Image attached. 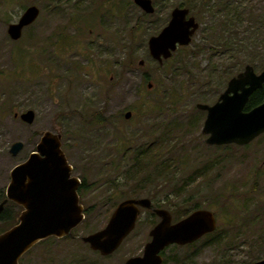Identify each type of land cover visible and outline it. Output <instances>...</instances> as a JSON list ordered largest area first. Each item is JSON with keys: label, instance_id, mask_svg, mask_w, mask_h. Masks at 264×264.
Returning <instances> with one entry per match:
<instances>
[{"label": "rangeland", "instance_id": "374dc122", "mask_svg": "<svg viewBox=\"0 0 264 264\" xmlns=\"http://www.w3.org/2000/svg\"><path fill=\"white\" fill-rule=\"evenodd\" d=\"M155 1L158 11L145 18L133 0H0L6 182L51 130L62 134L74 172L85 176L98 201L75 237L40 243L20 264H125L150 240L159 219L151 211L142 209L110 255L81 237L105 227L129 197L152 198L174 222L196 205L216 213L214 233L200 244L168 248L163 264H249L264 257V134L243 146L210 145L202 133L206 112L197 108L217 100L229 69H264V0ZM181 3L194 6L200 27L160 64L149 54V37ZM30 5L40 14L14 40L8 26ZM28 109L36 113L32 124L15 116ZM17 140L25 147L13 157L9 148ZM14 215L6 229L17 222Z\"/></svg>", "mask_w": 264, "mask_h": 264}, {"label": "water", "instance_id": "95a60500", "mask_svg": "<svg viewBox=\"0 0 264 264\" xmlns=\"http://www.w3.org/2000/svg\"><path fill=\"white\" fill-rule=\"evenodd\" d=\"M134 1L147 12L154 11L152 0ZM189 12L188 8H176L169 24L149 39L154 58L162 61V55L169 57L177 43L187 45L191 42L199 24L194 16L187 19ZM39 14L37 5L28 6L17 22L9 24V36L20 39L24 28L35 22ZM262 86L264 71L257 74L253 66L248 65L245 71L229 81L218 101L197 104L199 109L207 111L202 128V133L207 135L206 143L245 145L264 133V102L245 110L249 96ZM35 115V111L29 109L21 114V118L31 124ZM131 115L132 111H127L125 117ZM23 146L24 142L17 140L10 151L16 155ZM72 171L62 149V134L44 131L36 150L11 171L5 202L16 201L24 206V210L19 222L0 234V264H20L22 256L37 243L52 236L72 235L73 229L84 220V209L77 192L80 180L72 176ZM152 207L151 199L146 197L125 199L114 209L105 227L83 236L82 240L101 255H110L135 229L141 208ZM153 210L161 220L151 229V240L142 255L128 258L125 264H161V252L167 246L192 243L217 228L215 213L206 208L196 209L175 222L168 209ZM253 264H264V259Z\"/></svg>", "mask_w": 264, "mask_h": 264}, {"label": "flooded vegetation", "instance_id": "af4514ba", "mask_svg": "<svg viewBox=\"0 0 264 264\" xmlns=\"http://www.w3.org/2000/svg\"><path fill=\"white\" fill-rule=\"evenodd\" d=\"M112 1H114V0H111V2ZM133 2H134V4L136 5V6H138L140 9H141V15L143 16V17H149V16H152V15H154L157 11H158V8H157V5H156V1L155 0H152V4H153V6H154V11L153 12H147L146 10H144L139 4H137L134 0H133ZM176 8H188L189 10H190V12H189V14L187 15V19L188 18H190L191 16H194L195 17V20H196V22H198V24H199V26H198V28H197V30L195 31V33L193 34V36H192V39H193V37H194V35L196 34V32L198 31V29H199V27H200V22H199V20H198V15H197V13H192V11L194 12V6L193 5H191V3L189 4V3H186V4H179V5H176V6H174L173 8H172V10L170 11V17H169V19L167 20V22L162 26V28L156 33V34H154V35H158L168 24H169V22L171 21V19H172V16H173V11L176 9ZM116 11V10H115ZM153 36V35H152ZM152 36H150L149 37V39L152 37ZM191 42H192V40H191ZM190 42V43H191ZM189 43V44H190ZM189 44H187V45H189ZM187 45H183V44H180V43H177V46H176V49L175 50H172V53H171V55L169 56V57H164V55H162V61H159L158 59H156V58H154L153 57V55L151 54V51H150V47H149V40H148V50H149V54H150V56L154 59V60H156V61H158L160 64H163L165 61H167V60H169L170 58H172V56L174 55V53H176L178 50H180L181 48H184V47H186ZM140 61H144V60H140ZM141 64V63H140ZM144 64V63H143ZM143 64H141V65H143ZM248 65H252V64H245L244 65V67L243 68H239V69H237V70H231V69H229V72H228V74L231 76L230 78H229V80H228V82H227V86H226V88L224 89V91L227 89V87H228V84H229V81L233 78V77H235V76H237L238 74H240L241 72H243V71H245V69H246V67L248 66ZM253 66V68H254V71L257 73V74H260V73H262L263 71H264V69L263 70H261V71H258L256 68H255V66L254 65H252ZM264 88V86H262V87H260V88H258L257 90H255L250 96H249V99H248V101H247V104H246V106H245V110H251L252 108H254V107H256L257 105H259V104H261L262 102H264V100L262 101V100H260V99H255V96L257 95V91L259 90V89H263ZM223 91V92H224ZM222 92V93H223ZM221 93V94H222ZM220 94V95H221ZM220 95H219V97H220ZM219 97L217 98V100L216 101H218V99H219ZM255 99V100H254ZM215 101V102H216ZM215 102H213V103H211V104H214ZM198 104V103H197ZM206 104H210V103H206ZM0 105H2V104H0ZM198 108V107H197ZM29 110V109H28ZM202 110V109H201ZM3 108L1 109V107H0V137H1V135H2V131H1V129L3 128H1V125H2V115H3ZM203 111H205L206 112V116H207V111L206 110H203ZM24 112H26V111H24ZM24 112H22V113H24ZM22 113H18V112H15V116L16 117H20L21 118V114ZM22 119V118H21ZM35 119H36V115H35ZM206 119V118H205ZM24 121V120H23ZM35 121V120H34ZM205 122V121H204ZM34 123V122H33ZM32 124V123H31ZM56 133V132H55ZM264 134V133H263ZM263 134H261V135H263ZM260 135V136H261ZM42 136V135H41ZM259 137V136H258ZM257 137V138H258ZM41 138V137H40ZM63 138V137H62ZM255 140V139H254ZM253 140V141H254ZM40 141V140H39ZM14 143V142H13ZM12 143V144H13ZM38 143L39 142H37V144H36V147H35V149L33 150V151H35L36 150V148H37V145H38ZM251 143V142H250ZM12 144H11V146H10V148H9V152L11 153V147H12ZM249 144V143H248ZM245 145H247V144H245ZM243 146V145H242ZM24 147H25V143H24V146L22 147V149L16 154V155H14V154H12L11 153V155L13 156V157H17V156H19V154L23 151V149H24ZM62 149H63V151L65 152V154H66V157H67V159H68V162L70 163V161H69V158H68V155H67V153H66V151L64 150V147H63V142H62ZM33 151H31L26 157H24V158H22V159H20L12 168H11V170H10V173H9V182H6V165H5V149L3 148V146L1 145V143H0V206L2 205V204H4L3 205V207H2V209L0 210V234L1 233H3V232H5L6 230H8V229H10L11 227H13L14 225H16L18 222H19V218H20V216H21V214H22V212H23V210H24V206L22 205V204H19L18 202H16V201H13V200H11V199H9L8 201H6L5 202V200L7 199V188H8V185H9V183H10V181H11V171H12V169L15 167V166H17V165H19V164H22V163H24L28 158H29V156H30V154L33 152ZM71 164V163H70ZM72 165V164H71ZM72 167H73V171H72V176H75V177H77V178H79V180H80V184H79V186H78V189H77V192H78V196H79V203L83 206V209H84V215H85V218H86V212H87V210L88 209H91L93 206H94V204H96L98 201L96 200V197H97V193L94 191V190H92V189H90L89 187V183L87 182V180H86V178H85V176L84 175H81V174H76L75 172H74V166L72 165ZM264 169V159H263V163H262V165L260 166V170L262 171ZM261 171H259V172H261ZM263 172V171H262ZM129 198H143V197H129ZM146 198H149V197H146ZM125 199H128V198H125ZM125 199H123V200H125ZM149 199H151V201H152V205H153V207L152 208H141V213H142V209H146V210H149V211H151V213L152 214H154L156 217H158L159 219H158V221L154 224V226L157 224V223H159V221L161 220V218L154 212V208H163L162 206H158V205H156V204H154V202H153V199L152 198H149ZM90 200V201H89ZM123 200H121V201H123ZM120 201V202H121ZM119 202V203H120ZM118 203V204H119ZM117 204V205H118ZM196 206H198V205H196ZM117 207V206H116ZM115 207V208H116ZM200 208V207H199ZM199 208H197V209H199ZM164 209H166V208H164ZM196 210V209H195ZM8 211H9V214H10V216H9V214H8ZM194 211V210H193ZM214 212V211H213ZM215 213V212H214ZM12 214H15L13 217L14 218H17L16 220H17V222L13 225V226H11L10 228H8V229H6L5 227H4V224L6 223V220L7 219H10V217H11V215ZM141 215V214H140ZM215 215H216V213H215ZM84 218V219H85ZM139 218H140V216H139ZM139 218H138V220H139ZM184 218V217H183ZM216 218H217V216H216ZM84 221V220H83ZM82 221V222H83ZM81 222V223H82ZM138 222V221H137ZM80 223V224H81ZM79 224V225H80ZM78 225V226H79ZM137 225V224H136ZM77 226V227H78ZM153 226V227H154ZM76 227V228H77ZM152 227V228H153ZM217 227H218V219H217ZM76 228H74L73 229V233H72V235H67V236H72V237H75V229ZM217 229V228H216ZM151 231V230H150ZM216 231V230H215ZM215 231H213V232H211V233H207V234H205V235H203L202 237H200L199 239H197L196 241H194V242H192V243H189V244H185V245H180V244H171V245H169V246H167L164 250H162V252H161V255H162V263L161 264H163L164 263V253H165V251L168 249V248H171V247H173V246H186V245H193V244H196V243H199L200 244V240L203 238V237H206V236H209L210 234H212V233H214ZM132 233V232H131ZM130 233V234H131ZM129 234V235H130ZM150 234V233H149ZM128 235V236H129ZM52 237H55V236H52ZM64 237H66V236H64ZM83 237V236H82ZM81 237V238H82ZM49 238H51V237H49ZM55 238H58V237H55ZM61 238H63V237H61ZM48 239V238H47ZM44 240H46V239H44ZM44 240H42V241H44ZM150 240H151V235H150ZM149 240V241H150ZM42 241H40L39 243H37L36 245H38V244H40ZM148 241V242H149ZM147 242V243H148ZM146 243V244H147ZM86 244H88V243H86ZM146 244H145V246H146ZM35 245V246H36ZM89 245V244H88ZM34 246V247H35ZM145 246H144V249H145ZM33 247V248H34ZM90 247V246H89ZM91 248V247H90ZM144 249H143V252H144ZM31 250V249H30ZM29 250V251H30ZM93 250V249H92ZM95 251V250H94ZM98 252V251H97ZM143 252L141 253V254H138V255H142L143 254ZM26 254V253H25ZM24 254V255H25ZM23 255V256H24ZM23 256H22V258H23ZM134 256H137V255H134ZM132 257V256H131ZM21 258V259H22ZM130 258V257H129ZM21 259H20V263H21ZM261 259H264V257L263 258H261ZM261 259H258V260H261ZM258 260H255V261H253V262H251V263H249V264H253L254 262H256V261H258Z\"/></svg>", "mask_w": 264, "mask_h": 264}, {"label": "trees", "instance_id": "16d2710c", "mask_svg": "<svg viewBox=\"0 0 264 264\" xmlns=\"http://www.w3.org/2000/svg\"><path fill=\"white\" fill-rule=\"evenodd\" d=\"M255 99H260V100H262V101L264 100V88H263V89H259V90L257 91V95L255 96ZM255 99H254V100H255ZM167 169H169V166H166V170H167ZM166 170H164V172H163L164 175H166ZM197 208H199V206H196L195 209H197ZM195 209H194V210H195ZM192 211H193V210H191V211H187V212L185 213V217H186L187 215H189ZM52 238H55V237L48 238V239L42 241L41 243H43V242H45V241H47V240H50V239H52Z\"/></svg>", "mask_w": 264, "mask_h": 264}]
</instances>
